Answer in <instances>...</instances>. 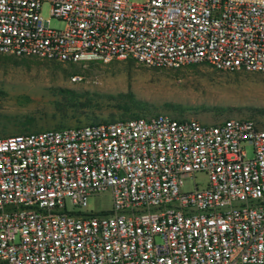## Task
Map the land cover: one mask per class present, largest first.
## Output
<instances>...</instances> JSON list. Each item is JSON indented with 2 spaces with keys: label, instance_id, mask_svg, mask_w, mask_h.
<instances>
[{
  "label": "built area",
  "instance_id": "obj_1",
  "mask_svg": "<svg viewBox=\"0 0 264 264\" xmlns=\"http://www.w3.org/2000/svg\"><path fill=\"white\" fill-rule=\"evenodd\" d=\"M0 53L264 74V0H0ZM0 264H264V129L160 113L0 138Z\"/></svg>",
  "mask_w": 264,
  "mask_h": 264
},
{
  "label": "rangeland",
  "instance_id": "obj_2",
  "mask_svg": "<svg viewBox=\"0 0 264 264\" xmlns=\"http://www.w3.org/2000/svg\"><path fill=\"white\" fill-rule=\"evenodd\" d=\"M40 15L49 28L64 30V21L51 16L50 3L41 4ZM73 76L81 81L71 82ZM119 94L145 103L143 115L163 113L205 125L252 119L264 129L263 73L222 72L206 64L153 69L129 58L62 63L0 53V138L119 119ZM247 156L252 157L249 148ZM207 182L206 174L196 173L183 180L181 191L203 189ZM111 208V194L104 192L88 197L85 210L100 214Z\"/></svg>",
  "mask_w": 264,
  "mask_h": 264
},
{
  "label": "trees",
  "instance_id": "obj_3",
  "mask_svg": "<svg viewBox=\"0 0 264 264\" xmlns=\"http://www.w3.org/2000/svg\"><path fill=\"white\" fill-rule=\"evenodd\" d=\"M128 97H130V98H128L129 100L128 99L123 100V99L127 98L126 95L119 94V96H118V98L120 99V102H119L120 104L118 106H119V109L122 110V112H123V114H122L123 117H120L119 119H111L110 121H102V122L96 121V119H91V123H89V124H98V123L111 122V121H115V120L131 119V118H138V117L147 116V114L143 115L145 103L134 99L133 96H131V95ZM125 116H127V117L125 118ZM59 129H61V128H59ZM27 133H36V132L19 131V134H27Z\"/></svg>",
  "mask_w": 264,
  "mask_h": 264
}]
</instances>
